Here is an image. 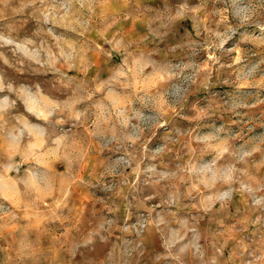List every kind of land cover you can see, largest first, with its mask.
Returning <instances> with one entry per match:
<instances>
[{
  "label": "clouds",
  "instance_id": "obj_1",
  "mask_svg": "<svg viewBox=\"0 0 264 264\" xmlns=\"http://www.w3.org/2000/svg\"><path fill=\"white\" fill-rule=\"evenodd\" d=\"M193 10L220 18L196 48L169 19ZM5 17L12 19L0 23V219L17 227L0 229V264H155L156 256L168 257L165 264H264V176L249 171L264 131L223 119L247 115L252 93L239 85L264 80V52L245 44H264V0H0ZM128 17L142 21L135 31L123 23ZM92 32L96 39L85 35ZM205 62L220 74L206 91ZM198 91L203 101L191 98ZM197 109L205 115L194 121ZM189 129L195 150L183 140L175 147ZM89 155L103 163L81 177ZM65 180H79L93 200L79 227L74 201L52 207L69 188ZM193 188L189 200L185 189ZM237 192L248 194L241 215L256 227L230 247L218 239L213 247L208 224L194 222L199 213L185 206L208 197L224 215ZM38 216L63 223L34 229Z\"/></svg>",
  "mask_w": 264,
  "mask_h": 264
},
{
  "label": "rangeland",
  "instance_id": "obj_2",
  "mask_svg": "<svg viewBox=\"0 0 264 264\" xmlns=\"http://www.w3.org/2000/svg\"><path fill=\"white\" fill-rule=\"evenodd\" d=\"M193 4L197 3V0H191ZM208 12H211V7L209 6ZM12 17H5L0 18V23H8ZM18 19V17H17ZM171 23H179L181 25V30L184 33V44L187 45L190 48H196L199 45H202L204 43V40L208 37V29L211 28L212 30L216 29V25L220 23L219 16H216L213 18L212 15H202L200 11L193 10L192 14L189 16H185L183 14L177 15L175 17L169 18ZM142 21L135 17H128L123 23H126L128 25L129 31H135L137 28V25L140 24ZM121 24L120 20H116L113 24L108 26V31L111 32L115 27ZM145 27H149V25L146 23ZM89 39H96V33L92 32L89 34H85ZM97 43H100L102 45L101 41H97ZM245 44L248 47H254L258 52H264V44H261L259 42H256L254 44L245 42ZM118 47V46H117ZM204 59L205 61H210L212 57L208 54L207 48L204 50ZM252 59H256L255 56L251 57ZM235 63V61H233ZM262 68H264V65H261ZM67 71V69H65ZM206 73V75H205ZM233 77L235 76V73H230ZM19 75V74H18ZM202 80H201V87L204 91L207 90L210 82H214L218 76L220 75L219 72L215 67H213L210 63H203L202 65ZM227 81H225V84ZM149 87L155 86V81L149 82ZM239 89L241 91L250 92L252 93L251 96L248 97V102L251 104H254V107H250L247 109H243L242 112L247 113V115H241V116H231V114L225 115L223 117L224 120H230L231 121V127L233 129L239 127L241 124L247 128L251 129L252 132H255L257 130L264 131V104H256L255 101L257 99L256 93H260L262 99H264V80L257 79L255 87H249L246 84H240ZM214 90L216 91H235V87L232 88H223L217 86ZM3 94H0V98H2ZM191 98H198L203 101V92L198 91L194 96ZM197 112L195 120H201L204 119V112L197 109L195 110ZM217 119V122H219L220 117H215ZM213 119V117L208 118ZM171 121H169L170 123ZM183 123H188L187 121H184ZM193 131L189 129L185 133H177V138L173 140V144L175 147L179 148L181 141H187V147L194 151L195 149L192 146L191 143V137L193 136ZM171 137V133L169 136L164 137V141H169ZM256 140H249L248 146L251 144L256 143ZM261 151L255 153L252 157L249 159L252 161L251 165L249 166V171L255 178H259L264 176V145H261ZM213 152L215 153L217 158L222 157V153L220 152V149L213 146L212 148ZM201 155H207L206 152H201ZM180 155L176 154L174 155L173 159L175 162L180 161ZM187 159V157H185ZM103 161H100L99 164L97 163L96 159L89 155L87 157L86 163L82 166L80 176L86 177L90 169L97 168L102 164ZM56 167L60 168L63 167L62 165H56ZM162 168L168 167L166 164L161 165ZM64 183L69 185L68 190L61 195V193L57 192L56 196L57 199L52 202V207L56 210H59L64 207L66 203L69 201H74L75 203V209L78 213L77 215V221L76 226L79 227L81 224L84 223V221L89 216V211L93 207V200L90 196V194L83 190L81 187H79V180H65ZM183 182V180H181ZM238 183V182H237ZM225 186H227V181L225 183ZM234 186H237L236 183H234ZM203 191H209L208 189H204ZM186 192V198L189 200H193L196 198V191L195 189H185ZM179 197V190L176 191H170L168 193L169 200L175 201ZM50 199V198H49ZM248 194L245 192H237L232 199L231 203L228 205L227 208L224 210V215L220 214V206L218 203H216L214 200H210L208 197H205L202 200H199L198 203H193L191 205H186L185 210L189 213L197 212L199 213L198 216H193L192 219L197 224L206 222L209 226V234L213 238V247H215V240H220L224 245L227 247H230L234 241V239L241 234V232H247L249 228L254 229L256 225L250 224L249 222V216L248 215H241L243 210L246 208L247 202H248ZM2 202V201H0ZM44 207H48V199L45 200ZM155 207H159V205H156ZM228 208H231V214L228 213ZM149 215L155 210V208H148L146 209ZM215 212L216 218L210 219L212 213ZM239 217V218H237ZM26 220L28 217L25 218ZM46 223H55V224H61L63 221H61L59 218L49 220L47 216H38L37 219L33 221V228L38 229L43 224ZM184 226L183 224L181 225ZM16 225L14 223H8L7 217L4 219H0V229L8 231V232H14L16 230ZM219 228L221 231L216 232L213 229ZM53 239H56L54 236ZM50 251L53 253L54 258H58L60 255V250L51 247ZM223 251V250H222ZM234 253L232 257H229V260H231L234 257ZM168 259L166 256H156L155 257V264H165V261Z\"/></svg>",
  "mask_w": 264,
  "mask_h": 264
}]
</instances>
